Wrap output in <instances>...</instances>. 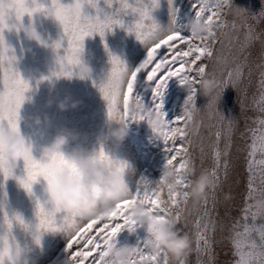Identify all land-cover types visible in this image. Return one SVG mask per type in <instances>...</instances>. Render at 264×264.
Instances as JSON below:
<instances>
[{
  "label": "snow or ice",
  "instance_id": "obj_1",
  "mask_svg": "<svg viewBox=\"0 0 264 264\" xmlns=\"http://www.w3.org/2000/svg\"><path fill=\"white\" fill-rule=\"evenodd\" d=\"M97 2L72 0L70 5H63L59 0H50L44 7L36 0H0V33L18 32L25 16L29 22L34 15L56 21L62 30L61 37L44 46H50L55 57H63V63L59 70H53L43 78L48 80L71 78L74 73L85 79L77 69L82 65L86 37L99 35L103 43L105 32L110 33L113 27H124L127 33L133 34L145 49L143 60L135 68H128L118 58L110 57L111 70L107 79L98 85L109 119L119 115L124 121H137L130 113L133 105L142 104L138 96L141 81L151 89L154 101L160 99L169 80L175 79L180 87L190 82L191 93L186 95L177 118L166 121L159 103L151 109L164 121L155 135L164 145L163 169L175 171L177 188L168 191L159 186L160 180L148 182L141 176L134 191L127 189L125 200L106 215L88 220H81L75 214L59 215L37 201L35 215L40 233L61 231L65 234L66 264H107L104 251L116 245L117 234L124 230L132 234L139 228L127 216L132 206L140 205L147 215L175 219L177 227L190 237L191 247L177 264H193L190 259L193 255L195 264H218L214 246L222 247L225 242L233 257L229 264H264V215L253 214L249 208V202L257 194L264 195V65H254L249 59L256 44H260V57L264 59V27H261L264 25V7L253 15L233 7L231 0H189L192 14L188 20L205 29L196 36L185 24L177 23L178 10L173 7L174 0H169L172 12L166 28H160L152 20L151 13L158 8L159 0H132V3L105 0L109 8L118 5L115 11L104 15L103 19L82 15L85 5L96 9ZM128 15L134 20L125 25L122 18ZM11 52L0 36V149L4 135L20 134L18 112L29 91L28 82L14 67L16 59ZM254 71L258 83L256 93L249 100ZM205 77H211L218 89L224 91L231 87L235 91L240 109L238 118L226 120L218 110L206 112L196 107L198 83ZM249 111L254 115H247ZM206 139L211 143L206 145ZM197 149L201 162L206 156L211 158V167L202 170L214 178L215 187L203 202L193 207L185 198L191 177L197 172ZM99 157L105 158L103 150ZM240 160L247 179L240 193L239 215L233 218L228 208L220 213L217 189L221 177L227 179ZM22 161L24 176L18 182L29 194L40 178L52 183L58 169L76 172L75 165L59 153L37 161L29 147H25ZM125 167L120 163L119 170L124 172ZM11 172L0 158V175L7 180ZM234 199V196L229 197V200ZM14 224L28 232L29 225L19 216H4L0 221V264H11L12 252L21 250L12 236ZM33 243L39 246L40 238H35ZM125 264H169V261L165 253L151 251L144 240L130 247Z\"/></svg>",
  "mask_w": 264,
  "mask_h": 264
},
{
  "label": "rangeland",
  "instance_id": "obj_2",
  "mask_svg": "<svg viewBox=\"0 0 264 264\" xmlns=\"http://www.w3.org/2000/svg\"><path fill=\"white\" fill-rule=\"evenodd\" d=\"M49 2L50 0H36L37 4L44 7H47ZM59 2L63 5H70L72 0H59ZM128 2L132 3V0H128ZM231 5L255 15L264 7V2L262 0H231ZM117 7L118 5L113 4L109 8L105 4V0H98L96 9L85 5L82 8V15L103 19L104 15L115 11ZM173 7L178 10L177 23L186 24L192 14L189 0H174ZM151 16L160 28H166L169 25L170 15L166 0H159V6L151 13ZM122 20L127 25L133 22L134 17L124 16ZM31 22L46 44L51 45L60 39L62 30L51 17L34 15ZM21 23L27 26L29 18L23 17ZM0 36L3 37L5 45L12 50L11 54L15 56L16 71L29 84V91L25 93V101L18 112V130L24 137L26 146L29 147L34 160L42 159V149L51 141L57 129L64 128L72 131L76 136V139L63 150L64 154L73 150L85 153L103 150L110 158L126 165L124 180L130 191L141 176L148 182H154V179L159 175L155 165L158 154L156 149L164 145L143 121L125 120L128 135L118 148L114 149L111 143L104 139L109 119L107 105L101 97L98 85L108 77L111 70L110 57L118 58L128 68H135L143 60L145 49L133 34L127 33L124 27H113L110 33L105 32L103 43L99 35L94 34L91 37H86L83 41L81 62L88 67L89 77L80 79L74 73L71 78H53L51 82L48 79H43L48 77L55 67V55L50 46H38L35 42L25 40L22 31H4L0 33ZM27 49H31V51L28 52ZM251 53L249 58L251 63L264 65V59L260 57V44H256L251 49ZM257 83L258 75L254 71L252 84L249 88V100L256 93ZM138 96L147 109H153L154 104L159 103L161 105L160 112L164 114L166 121L173 120L174 113L180 115L186 98V94L175 79L167 82L159 100H153L151 89L143 81L138 84ZM65 97L78 102V106L65 112L58 111L56 103ZM48 102H51L50 107L46 106ZM206 104V98L200 95L196 97L195 105L198 109L203 110ZM217 110L226 120L239 117L240 109L236 93L231 87L224 89L217 104ZM45 115L49 119L47 129H37L32 125L34 117ZM247 115L253 116L254 113L249 111ZM210 143V140H205L206 145ZM237 165L235 171L227 179L221 177V185L217 189V196L221 201L220 213L223 214L228 208L233 218L239 215L237 209L241 203L240 193L243 191L247 179L243 161H238ZM210 167V156H206L201 162L197 149V171ZM23 176V161H20L17 167L12 170L11 176L7 180L3 175H0V209H2L0 210V221L5 215L9 218L15 215L19 216L27 225L37 223L36 202L43 198L42 189L45 182L42 178L38 179L32 185L31 194H29L18 182ZM230 196H234L235 199L229 200ZM12 236L23 251L22 264H63L66 245V236L63 232H43L39 246L35 245L29 233L18 225H13ZM145 239V231L138 228L132 234H129L127 230L121 231L117 234L115 243L118 247L121 245L135 247ZM214 251L217 253L218 264H229L233 259L227 242L222 247L214 246ZM190 259L195 264V255Z\"/></svg>",
  "mask_w": 264,
  "mask_h": 264
},
{
  "label": "clouds",
  "instance_id": "obj_3",
  "mask_svg": "<svg viewBox=\"0 0 264 264\" xmlns=\"http://www.w3.org/2000/svg\"><path fill=\"white\" fill-rule=\"evenodd\" d=\"M166 2L170 14L172 7L169 5V0H166ZM185 26L188 31L196 36L205 31L202 25L191 20H188ZM19 31L23 32L25 40L45 47V41L32 22H29L27 26L22 25ZM26 51L30 52L31 49ZM62 63L63 57H55L54 70H59ZM77 72L85 79L89 76V69L83 63L77 69ZM51 80L49 81L51 82ZM181 88L187 95L191 93L192 85L188 82ZM222 91L217 88L211 77H205L199 81V95L207 99V104L204 106L206 112L210 109L217 110ZM46 106L50 107L51 102H48ZM77 106L78 102L71 100L69 97H65L56 103V108L60 112L73 110ZM130 114L137 117V122L143 121L154 135L160 131L164 123L157 114L151 109H147L143 104L133 105ZM32 125L37 129H47L49 119L46 115L43 117L36 116L32 119ZM127 135V126L119 115H114L109 119L105 141L110 142L115 149L124 142ZM75 139L76 136L72 131L60 128L57 129L51 141L42 149V158L47 159L55 154H62L66 160L75 165L76 172L61 168L56 171L52 183L44 180L43 198L39 200V203L46 209H53L59 215L71 216L75 214L81 220L96 219L99 216L106 215L118 203L127 198L128 186L124 180V172L119 170L120 162L110 158L105 153V158L100 159L101 150L92 153L73 150L64 154L63 150ZM25 147H27L25 139L20 134L4 135L3 147L0 149V158H2L4 166L11 170L15 169L18 163L22 161ZM159 180L160 187L168 191L176 190V173L172 168L162 169ZM214 187L215 180L212 176L204 170L197 171L191 177L185 199L195 207L207 198L208 193ZM249 208L253 214L264 215V195L257 194L256 198L249 202ZM127 218L145 231V243L148 248L153 252L165 253L169 264H177L191 247L190 237L182 233L180 228L177 227L175 219L165 220L147 215L140 205L132 206L128 210ZM28 233L32 240L38 237L41 239V233L36 224L29 225ZM129 253L130 246L121 245L118 247L114 244L105 249L104 257L107 264H125ZM22 255V250L13 251L10 257L11 264H22ZM63 264H66V262H63Z\"/></svg>",
  "mask_w": 264,
  "mask_h": 264
},
{
  "label": "bare ground",
  "instance_id": "obj_4",
  "mask_svg": "<svg viewBox=\"0 0 264 264\" xmlns=\"http://www.w3.org/2000/svg\"><path fill=\"white\" fill-rule=\"evenodd\" d=\"M173 116H174V119L178 117V115H176L175 113L173 114ZM163 147L164 146H159L156 149L158 151V154H157V159L155 160V165L157 168L156 171L159 172V175L154 179V182L159 180L161 171L163 169V164H164V153L162 151ZM134 190H135V187H133L131 191H134Z\"/></svg>",
  "mask_w": 264,
  "mask_h": 264
}]
</instances>
